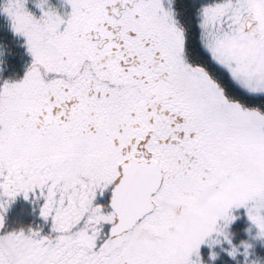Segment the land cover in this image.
<instances>
[{"label": "snow or ice", "instance_id": "obj_1", "mask_svg": "<svg viewBox=\"0 0 264 264\" xmlns=\"http://www.w3.org/2000/svg\"><path fill=\"white\" fill-rule=\"evenodd\" d=\"M0 15L30 57L0 82V264H264V0ZM17 197L40 224L5 227Z\"/></svg>", "mask_w": 264, "mask_h": 264}, {"label": "trees", "instance_id": "obj_2", "mask_svg": "<svg viewBox=\"0 0 264 264\" xmlns=\"http://www.w3.org/2000/svg\"><path fill=\"white\" fill-rule=\"evenodd\" d=\"M9 24L6 23L5 19L0 15V49L3 52L0 65V73L8 79H12L16 76H20L21 72L20 65H28L30 59L24 54L23 47H20L21 39H17L10 33ZM19 68V69H17ZM17 69V70H16ZM22 70V69H21ZM19 71V73H15ZM5 79V78H4ZM15 206L17 203L15 202ZM10 207V211L6 212L7 216V229H14L27 226H35L40 224L39 220H34L32 217L27 216L19 210V207ZM259 251V250H258Z\"/></svg>", "mask_w": 264, "mask_h": 264}, {"label": "rangeland", "instance_id": "obj_3", "mask_svg": "<svg viewBox=\"0 0 264 264\" xmlns=\"http://www.w3.org/2000/svg\"><path fill=\"white\" fill-rule=\"evenodd\" d=\"M3 2V0H0V3H2ZM57 3H59V0H57ZM2 17L5 19V21H6V23H8L9 24V22H8V20L6 19V17L5 16H3L2 15ZM17 39H19L20 40V38H18L17 37ZM22 45V40H21V42H20V47H22L21 46ZM23 51H24V54H26V52H25V50H24V48H23ZM0 52H1V49H0ZM26 56L30 59V57L26 54ZM1 58H2V56H0V61H1ZM0 65H1V63H0ZM21 76V75H20ZM20 76H17V79H19L20 78ZM8 79L7 77H4L3 76V74L2 73H0V82H2L3 80H5V79ZM9 80H11L10 78H9ZM19 210L24 214V211L26 212V214H27V216H30V217H32V219H34V220H39L38 219V216H37V214L33 211V208H34V205H32V204H30V203H22V201H20L19 202ZM15 206V201L10 205V207H14ZM9 207V208H10ZM16 207V206H15ZM8 208V210H7V212L8 211H10V209ZM6 218H7V216H6ZM39 222L41 223V221L39 220ZM28 227V226H27Z\"/></svg>", "mask_w": 264, "mask_h": 264}, {"label": "flooded vegetation", "instance_id": "obj_4", "mask_svg": "<svg viewBox=\"0 0 264 264\" xmlns=\"http://www.w3.org/2000/svg\"><path fill=\"white\" fill-rule=\"evenodd\" d=\"M8 28H9V27H8ZM9 30H10V29H9ZM10 33L12 34L11 31H10ZM12 35H13V34H12ZM16 38H17V37H16ZM22 64H23V63H21V65H20V70H19V71L21 72V76H20V78L23 76L24 71L26 70V68H27V66H28V65H25V66H24V65H22ZM17 69H19V68H17ZM17 69H16V70H17ZM21 69H22V70H21ZM19 71H15V73H19ZM14 78H17V76L15 75ZM20 201H22V203H27V204H28V202L24 201L22 197H17L16 200H15V202L17 203V205L19 204ZM16 207H19V206H16ZM19 208H20V207H19Z\"/></svg>", "mask_w": 264, "mask_h": 264}, {"label": "water", "instance_id": "obj_5", "mask_svg": "<svg viewBox=\"0 0 264 264\" xmlns=\"http://www.w3.org/2000/svg\"><path fill=\"white\" fill-rule=\"evenodd\" d=\"M5 227H6V220H5Z\"/></svg>", "mask_w": 264, "mask_h": 264}]
</instances>
